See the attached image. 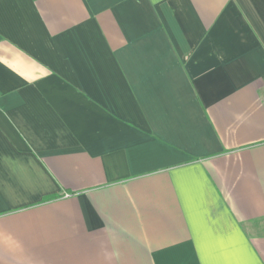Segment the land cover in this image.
Listing matches in <instances>:
<instances>
[{
    "label": "crops",
    "instance_id": "0c3cea01",
    "mask_svg": "<svg viewBox=\"0 0 264 264\" xmlns=\"http://www.w3.org/2000/svg\"><path fill=\"white\" fill-rule=\"evenodd\" d=\"M0 264H264V0H0Z\"/></svg>",
    "mask_w": 264,
    "mask_h": 264
}]
</instances>
